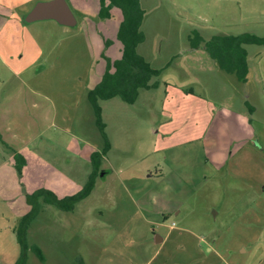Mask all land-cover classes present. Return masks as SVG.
<instances>
[{
  "label": "rangeland",
  "instance_id": "rangeland-1",
  "mask_svg": "<svg viewBox=\"0 0 264 264\" xmlns=\"http://www.w3.org/2000/svg\"><path fill=\"white\" fill-rule=\"evenodd\" d=\"M67 2L72 26L24 16L35 52L16 34L8 46L6 31L0 36L2 55L24 54L12 64L26 69L13 74L0 56V264L20 254L13 229L29 209L27 194L37 186L77 192L93 169L90 153L105 144L87 97L106 57L122 55V13L113 7L102 19L100 0ZM141 4L138 51L162 69L159 85L134 103L100 101L111 143L104 174L73 210L42 205L28 230L27 264H264V44L244 46L247 82L219 68L204 42L192 47L196 36L264 38V0ZM9 149L29 161L21 174Z\"/></svg>",
  "mask_w": 264,
  "mask_h": 264
},
{
  "label": "trees",
  "instance_id": "trees-1",
  "mask_svg": "<svg viewBox=\"0 0 264 264\" xmlns=\"http://www.w3.org/2000/svg\"><path fill=\"white\" fill-rule=\"evenodd\" d=\"M118 7L122 13V21L118 26L117 38L122 43V55L119 59L106 57V65L102 78L88 92V100L94 110L96 124L104 137L105 144L101 151H92L90 160L93 169L89 178L78 192L64 197L58 196L54 191L47 188H36L26 196L29 210L19 218L15 226L20 254L15 264H27L28 230L31 222L40 214L42 205L53 204L64 211L73 210L75 205L85 199L95 188L96 180L104 174L102 170V158L110 150L111 143L105 132V124L102 115L101 100L111 97H119L121 100L134 103L139 97L141 89L156 88L159 85L158 77L162 69L152 67L149 61L139 51L138 47L146 39V34L141 28L146 11L142 8L141 0H100L98 15L102 19L111 17V9ZM204 42L207 53L218 63V67L226 73L236 75L239 81L247 82L249 64L247 51L244 46L252 43L264 44V38L253 33L217 34L209 40L196 36L192 47H198ZM251 110H253L251 108ZM16 169L19 174L26 165V159L21 153L16 152ZM102 170V171H101ZM42 262L45 255L38 245L31 247Z\"/></svg>",
  "mask_w": 264,
  "mask_h": 264
},
{
  "label": "crops",
  "instance_id": "crops-1",
  "mask_svg": "<svg viewBox=\"0 0 264 264\" xmlns=\"http://www.w3.org/2000/svg\"><path fill=\"white\" fill-rule=\"evenodd\" d=\"M32 1L33 0H0V36L3 35V33L5 34V31H6V37H5L6 39H4V43L8 46L9 43L13 42V38L11 37V35L12 34H16L18 36L17 40H16L17 42H19V43L21 42L22 43L23 40L25 41V43L27 45V50L29 49L28 53H30V51H33V52L36 51V44L34 43V41L29 39V35L23 34V32H22V28H23L22 22L24 21L25 14H27L26 9H24L23 7L25 6V4L27 5V4L32 3ZM10 50L11 51L8 52V54H10L9 55V59H7L0 52L1 59L5 63V65L7 66V69H9L8 71L13 73V74L14 73L18 74L20 72H24L26 70L25 66L22 67V68H20V67L16 68V67H14L15 65L12 64V62L15 61L14 59H16L15 56L18 57V59H16V61H17V60L23 58L24 54H20V53H16L15 54V52H12V49H10ZM10 56H11V58H10ZM12 57L14 59H12ZM8 60H11V62L9 63ZM0 138L3 139V137L1 136V132H0ZM2 141H4V140H2ZM9 151H10V154H11L10 155V159H11V161H13L15 163V166H16V160H15V157H14L16 152L13 151L12 149H9ZM19 153L22 154V152H19ZM22 156L26 159V162H27L26 165L24 166V168H25L28 165L29 161L27 160L25 155L22 154ZM104 156H103V158H104ZM103 158H102V160H103ZM22 171H23V168H22ZM157 174H158V172L154 173V175H156V176H157ZM154 175L151 173V176H154ZM160 175H162V173H160ZM39 187L40 188L50 189V190L54 191L55 193H57L58 196H60V197H64L66 195H70V194H66L65 190H61L57 186H56V188H54V186H37V188H39ZM75 192H73V193H75ZM73 193H71V194H73ZM150 193H153V192L150 191ZM151 195H152L153 199H155L156 201L159 199V197L156 194H151ZM27 205H28V203H27ZM28 207H29V205H28ZM24 214L25 213H23V214L20 213L19 216L20 215L23 216ZM164 217L167 218V216L165 214H164ZM13 230H15V226H14ZM15 233H16V231H15ZM158 240H163V238H159ZM45 258H46V256H45ZM15 262H16V260H15ZM15 262H14V264H15Z\"/></svg>",
  "mask_w": 264,
  "mask_h": 264
},
{
  "label": "water",
  "instance_id": "water-1",
  "mask_svg": "<svg viewBox=\"0 0 264 264\" xmlns=\"http://www.w3.org/2000/svg\"><path fill=\"white\" fill-rule=\"evenodd\" d=\"M54 19L65 26L77 23V18L67 0H40L25 14L26 22Z\"/></svg>",
  "mask_w": 264,
  "mask_h": 264
}]
</instances>
